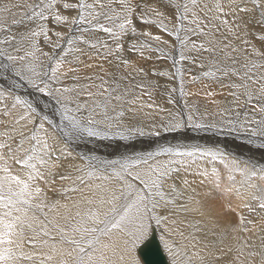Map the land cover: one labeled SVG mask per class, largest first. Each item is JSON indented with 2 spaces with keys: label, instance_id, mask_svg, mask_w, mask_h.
I'll return each instance as SVG.
<instances>
[{
  "label": "snow or ice",
  "instance_id": "1",
  "mask_svg": "<svg viewBox=\"0 0 264 264\" xmlns=\"http://www.w3.org/2000/svg\"><path fill=\"white\" fill-rule=\"evenodd\" d=\"M16 7L27 8L25 16L36 26L0 38V82H10L8 96L13 100L0 113L5 117L0 122V264H140L137 249L156 228L167 237L161 239L173 256L172 264H178L176 257L182 258L179 264H216L225 257V264H264V227L257 230L254 221L245 222L241 216L239 225L225 229L218 241H209L216 231L180 221L192 229L185 234L172 218L177 207L188 211L186 204L178 205L183 193L176 174L205 159L223 165L232 185L239 184L237 194L264 210V161L254 157L229 158L219 148L202 146H165L120 160L84 156L87 166L76 168L75 180L71 174L59 176L73 180L59 190L63 202L48 195L56 182L54 169L61 166L62 157L72 155L67 145L91 138L133 140L159 137L161 131L214 129L243 135L250 147L264 152V0H35ZM162 9H170L171 15ZM138 24L174 36L181 61L189 58L186 49L195 53L193 62L206 69L203 77L229 88V106L219 115L234 113L235 118L213 124L189 110L187 116L171 115L160 130L145 132L130 123L154 105L144 99L151 101L148 72L124 56L125 38H140L129 50L144 59L151 58L146 51H162L149 41L168 43L150 30L138 29ZM73 30L81 34L73 36ZM9 31L7 22H0V32ZM98 33L105 34L104 39ZM41 38L52 49L63 50L64 41L68 51L44 52ZM69 51L71 60L66 59ZM41 56L48 58L47 70ZM69 79L72 84L66 85ZM20 88L47 97L48 111L42 113L17 95ZM180 92L185 94L183 80ZM0 99H6L4 89ZM212 172L219 176L216 168ZM69 193L79 194V199ZM245 207L255 210L252 204ZM229 232L243 235H233L225 244ZM250 232L253 235H247Z\"/></svg>",
  "mask_w": 264,
  "mask_h": 264
},
{
  "label": "bare ground",
  "instance_id": "2",
  "mask_svg": "<svg viewBox=\"0 0 264 264\" xmlns=\"http://www.w3.org/2000/svg\"><path fill=\"white\" fill-rule=\"evenodd\" d=\"M33 2H35V0H0V9H3L5 6L11 8V12L0 11V22L6 21L10 29L8 33L0 32V38L12 34H22L26 30L36 26L35 21L28 20L25 16L28 12L27 8L16 7L17 5L22 6ZM203 2L211 4L213 0H203ZM223 2L227 4L228 0H224ZM162 10L171 15L170 9ZM13 19L20 21L21 23L13 24ZM137 27L138 29L150 30L154 34L160 35L162 40L168 41V43L163 44L149 41L154 47L159 48L162 51H146L145 55L150 56L151 58L144 59L140 57L137 52L129 50L131 42L138 41L140 38L133 36L125 38L124 56L130 59L135 66L143 67L145 71L148 72L147 80L150 81L152 85L150 88L151 101H148L147 96H145L144 99L154 105L152 108L146 107L141 110L135 119L130 120V123L143 127L145 132L160 130L159 125L166 123L171 118V115L182 113L187 116L185 114L186 109L188 110V113L189 110L196 111L197 115L205 122L213 124H219L222 119L235 118L234 113H229L226 117L219 115V113L229 106L227 103L231 100V97L228 96L229 88L222 86L220 83L214 82L210 78L203 77L202 74L206 69L200 68L197 63L193 62V58L196 56L195 53L186 49L185 55L189 58L181 61L180 44L174 36L167 35V33L161 31L155 26L138 24ZM169 27H171V24H169ZM71 34L73 36H79L81 33L78 30H73ZM68 35L69 33L66 31V39ZM97 35H99L101 39H104L105 37V34L103 33H98ZM55 39L56 38L53 37V40ZM61 44L64 45L63 50L52 49L48 44L44 43L43 38L40 39V46L43 51L55 52L56 55H63L64 51H68V47L64 44V41H61ZM72 58L73 53L69 51V55L66 59L71 60ZM41 60L44 61V68L47 70L50 67L48 58L41 56ZM64 67L67 68L68 65L66 64ZM177 69H180V74L177 73ZM164 73H166V75H164ZM193 76L198 79L193 80ZM181 80H183L184 95H181L180 92ZM200 81L209 84L210 91L216 93V95H214L215 97L212 99V101L215 99V103L209 101L193 102V98H198L193 83H199ZM8 83L10 82H0V89L5 90L6 97V99H0V113L3 112L5 103L8 105L13 103L12 98L8 96ZM64 83L66 85H71L72 81L69 79L65 80ZM173 89H175V91H173ZM16 94L24 99L30 100L38 110L42 111V113L48 111V109L45 108L46 103H48V98L44 97L42 94L36 93L33 89L20 88L16 90ZM179 98L181 99L178 101L177 99ZM161 109H163V111H161ZM241 111H243V109H241ZM4 119L5 117L0 114V122ZM154 124L157 125L156 129H153L152 127ZM3 130V124L0 123V131ZM165 146H202L219 148L228 154L229 158L233 156L238 157L239 159L254 157L257 161H264V152L256 151L253 147H250L243 135H225L214 129L197 130L185 128L177 132L161 131L159 137L145 135L142 137L137 136L133 140H119L117 138L101 141L96 138H91L84 143H69L67 145V151L71 152L72 155L68 156L67 159L62 157L59 162L61 166L54 169L57 173V177L56 182L49 186L50 189H53L48 191L49 198L52 200L60 199L63 202L64 197L59 190L67 188L73 183L75 177L79 175V173L76 172L77 167L86 168L87 160L82 159L84 156H93L100 161L120 160L129 155L147 153L148 151H155L160 147ZM160 159L164 160L167 158L160 157ZM213 168H216L219 171V176L213 174ZM205 170L208 172V175H200V173ZM61 174H71L73 180H60L59 176ZM239 179L240 177L237 176V181H239ZM183 180L189 182L187 187L183 184ZM76 183L79 182L76 181ZM175 183L183 193L182 197L178 200V205L186 204L188 211L185 212L177 207L175 215L172 218L177 221L175 227H180L185 234L191 232L192 229L184 227L180 224V221L190 223L199 222L200 226L204 227L205 231H216V236L209 235L207 237V240L209 241H218L221 238L220 234L223 233L225 229H230L233 226L239 225L241 216L244 217L245 222L248 220L254 221L257 230H259L260 227H264V210L257 208L255 202L251 201L250 197L246 199L244 196L237 194L236 187H239V184L236 186L232 185V182L228 179L227 169L218 162H211L207 159L197 160L190 165V170H182L179 174H176ZM41 186L43 187V185ZM229 188H231V191H229ZM69 195L79 199V194L69 193ZM232 201L235 202L233 204L236 205V209H233V206L231 205ZM68 202L71 203V201ZM224 204H226L227 207L224 206ZM246 204H252V207L255 209L253 212H255L257 217L255 214L254 216L258 219L253 217V213L252 215L247 214L249 212L246 211L248 208L245 207ZM196 208H199L200 212L193 211V209ZM154 233L160 244L163 246V250L166 252L167 257L170 260V264H172L173 256L165 248L163 240L161 239L162 236L167 238L165 233L161 228H156ZM196 235L201 239H204V233L198 232ZM233 235L239 237L243 234L240 232L234 234L229 232L225 244L232 242ZM247 235H253V233L250 232ZM153 236L154 234L141 246L151 241ZM174 238L178 242L185 243L180 240L179 236ZM141 246L137 249L136 255L140 260V264H144L139 254ZM181 259V257H176L178 264ZM227 259L228 257H225L221 261H217L216 264H225Z\"/></svg>",
  "mask_w": 264,
  "mask_h": 264
},
{
  "label": "water",
  "instance_id": "3",
  "mask_svg": "<svg viewBox=\"0 0 264 264\" xmlns=\"http://www.w3.org/2000/svg\"><path fill=\"white\" fill-rule=\"evenodd\" d=\"M140 256L144 264H170L169 259L163 250V246L154 233L152 240L141 246Z\"/></svg>",
  "mask_w": 264,
  "mask_h": 264
},
{
  "label": "rangeland",
  "instance_id": "4",
  "mask_svg": "<svg viewBox=\"0 0 264 264\" xmlns=\"http://www.w3.org/2000/svg\"><path fill=\"white\" fill-rule=\"evenodd\" d=\"M224 1V0H223ZM65 44V43H64ZM55 53V52H54ZM194 77V76H193ZM154 84H158V83H154ZM193 85H194V89H195V91H197V93H196V95L198 96V98H193V102H207V101H209V102H213V101H215V99L212 101V99L215 97V96H208L207 95V93L210 91V85L209 84H207L206 82H204V81H200L199 83L198 82H195V83H193ZM163 88V87H162ZM161 88V89H162ZM202 94H201V93ZM176 95V94H175ZM178 98V97H177ZM181 98H179V99H177L178 101L180 100ZM185 114L187 115L188 114V110L186 109L185 110ZM233 203H235L234 201H232V206H233V209H236L235 208V204H233ZM224 206H226V204H224ZM227 207V206H226ZM232 209V210H233ZM250 209L249 208H247L246 209V211L247 212H249V213H247V214H250V215H252V213H253V217H257V215L255 214V212H253V211H249ZM261 210V209H260ZM210 211V210H209ZM254 214H255V216H254ZM208 217V216H207ZM255 217V218H256ZM209 218V217H208ZM256 219H258V218H256ZM169 259V258H168ZM170 261V260H169Z\"/></svg>",
  "mask_w": 264,
  "mask_h": 264
}]
</instances>
